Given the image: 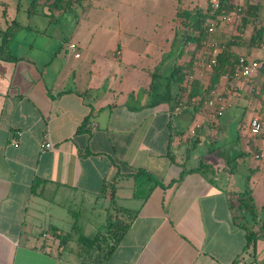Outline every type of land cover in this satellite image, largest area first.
I'll list each match as a JSON object with an SVG mask.
<instances>
[{
    "label": "crops",
    "instance_id": "0c3cea01",
    "mask_svg": "<svg viewBox=\"0 0 264 264\" xmlns=\"http://www.w3.org/2000/svg\"><path fill=\"white\" fill-rule=\"evenodd\" d=\"M1 2L0 29H5L17 19L9 18L11 5ZM46 4L43 12L49 15ZM87 4L81 5L83 14ZM20 6L14 5L16 13ZM23 31L25 37L14 42ZM107 49L113 48L92 40L51 41L29 23L12 27L0 56V264H78L69 251L57 254L55 229L73 227L64 223L60 195L99 201L105 212L116 207L129 222L105 264H264V203L258 198L264 185L220 183L221 171L231 169L200 147L217 135L212 126H220L231 106L220 115L204 102L198 111L193 102L179 113L166 103L151 106L152 69L140 64L144 53L123 56L126 46L117 44L109 57ZM119 59L123 66L113 62ZM226 75L213 92L228 81ZM254 137L259 142L253 148L264 162V127ZM44 140L53 149H42ZM200 163L204 167L198 170ZM138 170L157 180L146 198L136 192L149 185L134 176ZM35 178L45 181L46 196L32 192ZM243 191H250L258 211L247 224L255 233L249 244L227 203L228 192Z\"/></svg>",
    "mask_w": 264,
    "mask_h": 264
},
{
    "label": "rangeland",
    "instance_id": "374dc122",
    "mask_svg": "<svg viewBox=\"0 0 264 264\" xmlns=\"http://www.w3.org/2000/svg\"><path fill=\"white\" fill-rule=\"evenodd\" d=\"M1 1L11 5L8 10L9 18L14 16L20 23H29L37 32L46 34L51 41L59 38H72L80 40L81 43L92 40L98 46L113 48L107 49L109 57L113 56V50L117 44L125 45L126 50L123 56H134L132 51L144 53L140 64L150 66L152 71H161L164 66L169 65L175 53L176 48L171 46V43L174 30L179 23V19L175 17L176 8L179 6L189 9L193 7L205 9L213 2V0H76L75 5L71 8L50 16L43 12V9L46 8L43 3H40L34 6V13L28 18L24 8L30 0H0V6ZM84 1L89 4V9L83 14L81 5ZM245 1L234 0L238 4H244ZM251 1L260 6V14H262L264 0ZM17 2H20L21 6L16 13L14 5ZM256 23L264 25L263 17H260ZM251 25H248L241 36L243 39H247L252 34ZM235 33V25L217 26L212 39L218 41L222 46ZM25 34L24 31L16 34L14 42L25 37ZM165 39L167 40L166 44ZM192 49V44L186 45L185 54L179 58L175 56V59L180 62L188 60ZM235 50L239 55L259 57L264 54V46L254 47L250 50L242 46L235 47ZM208 51L209 48H202L195 53V57L201 53L207 55ZM113 62L115 65L123 63L120 59L113 60ZM193 75L194 79L200 80L203 85L208 84L209 71L205 68L196 66ZM258 80L245 81L228 78V81L221 82L222 88L217 92L224 98L225 108L231 107L221 116L220 126H212L217 135L209 137L200 147L211 149L210 157L213 161L225 166L226 171L231 169L229 172L221 171L218 176L220 183L226 185L238 183L242 185V188L245 185L247 188L248 186L253 188L264 185V162L255 157L258 152L253 148L259 140L249 133V120L253 113L261 114L262 129L264 127V87ZM209 98H212L211 93L205 95L200 104ZM240 102H244L242 103V105L245 104L242 106L243 108L237 105ZM206 129V127L203 129L204 133ZM209 131L212 132V130ZM200 147H198V151ZM193 155L195 154L193 153ZM256 165L260 166L259 171L251 170ZM248 176L249 179H247ZM253 180H256L257 183ZM247 183L249 184L247 185ZM258 198L262 199L264 203V187L262 190L260 189ZM57 199L64 203V206L60 205L63 207V210L60 208V211L64 214V223L69 226L75 225L85 234L103 230L106 219L112 214L116 213L117 216H122L119 211L114 210L116 207L113 210L109 208L105 212L99 201L94 203L89 199L82 202L78 197L67 199L66 195H60ZM260 214L264 216V208ZM69 245L75 246V240H71Z\"/></svg>",
    "mask_w": 264,
    "mask_h": 264
},
{
    "label": "trees",
    "instance_id": "16d2710c",
    "mask_svg": "<svg viewBox=\"0 0 264 264\" xmlns=\"http://www.w3.org/2000/svg\"><path fill=\"white\" fill-rule=\"evenodd\" d=\"M47 1L49 0H45L44 5ZM75 1L52 0L46 4L50 11L49 16L52 15V11L58 10L62 13L71 8L75 5ZM216 1L218 9L215 11L212 10L210 4L205 9L201 7L189 9L179 6L176 8L175 17L179 19V23L174 30L173 41L171 43V46H174L176 50L169 65L164 66L161 71L153 70L151 73L152 80L149 87L151 102L149 105L155 106L160 103H166L170 108L174 109L180 104H192L198 96L203 99L205 95L210 94V90L217 86L223 75L227 74L229 76L232 73L239 57V53L235 50V47L243 46L250 50L254 47L264 46V25H257L256 23L260 17L264 19V11L260 14V6L257 3H253L251 0H246L244 4L235 3L234 0ZM36 4H40L39 0H30L27 7L28 15L31 16L34 13L33 8ZM233 7L240 8V22L235 27V35L226 41L224 46L215 55V63L210 68H205L209 71L208 84L203 85L198 79H193L189 82L188 76L193 74L194 68L197 65L199 66L201 60L208 62L213 51V48L207 45L209 38L207 26L209 20L214 18L221 9L230 10ZM15 24H18V21L13 19L5 29H0V56L4 53L5 45L11 37L12 27ZM250 24H252V34L247 39H243L241 36ZM188 44L193 45L190 57L188 60L179 62L175 59V56L177 58L183 56L185 54V46ZM202 48H209L208 54L203 55L201 53L195 57V53ZM228 78L230 79L231 77L229 76ZM260 83H262L261 80ZM200 103L196 106L193 105L194 111H198L201 108ZM84 125L85 123L82 124V126ZM201 167H204V163H200L198 170ZM134 176L137 178L143 177L148 181L149 185L146 189L141 190L142 187H139L136 191L140 193L139 197L146 198L157 180L151 173L145 170H138ZM44 182L39 178H35L31 184L32 192L38 196H46L42 185ZM110 188V195L113 197L114 186L110 185ZM227 203L233 223L245 229L247 232V243L249 244L252 242L255 233L248 228L247 224L250 219L254 220L258 214L252 194L250 191L228 192ZM122 210L130 216L136 213L131 209ZM128 227L129 222L120 218L115 213L106 219L103 230H98L94 233L85 234L75 225L69 231L55 229L54 237L56 238L57 254L60 255L64 251H69L76 256L78 264H105ZM71 240H75V246L69 245Z\"/></svg>",
    "mask_w": 264,
    "mask_h": 264
},
{
    "label": "built area",
    "instance_id": "2783aa9c",
    "mask_svg": "<svg viewBox=\"0 0 264 264\" xmlns=\"http://www.w3.org/2000/svg\"><path fill=\"white\" fill-rule=\"evenodd\" d=\"M212 10L215 11L218 9V3L216 0H213L211 3ZM240 8L233 7L230 10L221 9L218 14L208 22L207 32L209 34V38L207 41V45L213 48L211 53V57L208 62L201 60L199 62V67L201 68H210L212 64L215 63V55L219 52L220 48L224 45L220 46L218 41L212 39V35L214 34L217 26H227V25H236L240 22ZM76 45L74 43L69 44V48L71 50H75ZM75 56H79L78 53L74 54ZM198 66V65H197ZM228 76V75H226ZM232 79L237 80H246L252 81L254 79H260L263 83L264 87V54L259 57H254L250 55H239L235 67L233 68L232 73L229 75ZM194 75L191 74L188 76V81L191 82L194 79ZM212 98L208 100H204V103L213 108L214 113L216 115L222 114L223 110L225 109L224 98L220 96V94L213 92L210 90ZM264 97V96H263ZM200 96L196 97L193 102L197 104L202 102L203 99ZM183 105L180 104L174 108V113H179L181 107ZM213 113V116H214ZM262 130V121L261 116L258 113H255L251 116L249 120V133L252 135H256L260 133ZM12 142L15 143L16 139H12ZM42 149H53V144L50 141L44 140L42 142ZM263 155L262 153L255 154L256 158H261ZM42 236L47 238L51 237V234L48 232H43ZM238 264H246L243 260H239Z\"/></svg>",
    "mask_w": 264,
    "mask_h": 264
}]
</instances>
